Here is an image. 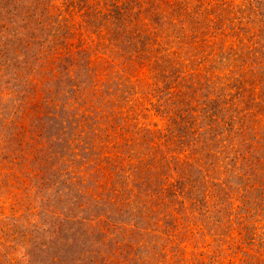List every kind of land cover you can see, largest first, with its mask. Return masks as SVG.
Instances as JSON below:
<instances>
[{
	"label": "rangeland",
	"instance_id": "1",
	"mask_svg": "<svg viewBox=\"0 0 264 264\" xmlns=\"http://www.w3.org/2000/svg\"><path fill=\"white\" fill-rule=\"evenodd\" d=\"M0 264H264V0H0Z\"/></svg>",
	"mask_w": 264,
	"mask_h": 264
},
{
	"label": "trees",
	"instance_id": "2",
	"mask_svg": "<svg viewBox=\"0 0 264 264\" xmlns=\"http://www.w3.org/2000/svg\"><path fill=\"white\" fill-rule=\"evenodd\" d=\"M59 27H60V26H58V29H59ZM22 31H23L22 34H23L24 32H26V31H28V30H27V27L25 28V30H22Z\"/></svg>",
	"mask_w": 264,
	"mask_h": 264
}]
</instances>
